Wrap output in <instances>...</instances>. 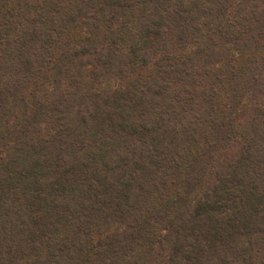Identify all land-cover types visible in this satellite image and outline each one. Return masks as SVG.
<instances>
[{
	"label": "trees",
	"instance_id": "trees-1",
	"mask_svg": "<svg viewBox=\"0 0 264 264\" xmlns=\"http://www.w3.org/2000/svg\"><path fill=\"white\" fill-rule=\"evenodd\" d=\"M0 264H264V0H0Z\"/></svg>",
	"mask_w": 264,
	"mask_h": 264
}]
</instances>
